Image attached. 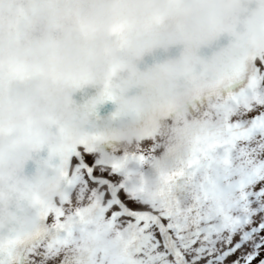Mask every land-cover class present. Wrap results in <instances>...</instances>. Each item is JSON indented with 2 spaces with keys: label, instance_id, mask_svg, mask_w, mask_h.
I'll use <instances>...</instances> for the list:
<instances>
[{
  "label": "clouds",
  "instance_id": "9594fccd",
  "mask_svg": "<svg viewBox=\"0 0 264 264\" xmlns=\"http://www.w3.org/2000/svg\"><path fill=\"white\" fill-rule=\"evenodd\" d=\"M262 56L264 0H0V246L45 233L85 143L111 163L155 142L145 167L117 161L154 197L197 142L221 134L209 101ZM124 245L97 211L72 253L121 264Z\"/></svg>",
  "mask_w": 264,
  "mask_h": 264
},
{
  "label": "snow or ice",
  "instance_id": "6c2138e0",
  "mask_svg": "<svg viewBox=\"0 0 264 264\" xmlns=\"http://www.w3.org/2000/svg\"><path fill=\"white\" fill-rule=\"evenodd\" d=\"M208 107L221 134L197 142L152 198L128 186L117 162H144L142 152L114 153L111 163L95 145L71 152L67 199L44 213L43 235L0 246V264H75L74 235L97 211L125 240L121 264H264V56Z\"/></svg>",
  "mask_w": 264,
  "mask_h": 264
},
{
  "label": "rangeland",
  "instance_id": "374dc122",
  "mask_svg": "<svg viewBox=\"0 0 264 264\" xmlns=\"http://www.w3.org/2000/svg\"><path fill=\"white\" fill-rule=\"evenodd\" d=\"M153 141H147L146 143H145V145L141 148V149H139V151L140 152H142L143 154H144V151H145V149L147 148V146H152L150 143H152ZM151 149H152V152H155V150H154V147H150ZM145 155V157H146V159H145V161L144 162H140L141 163V166L142 167H145L146 166V161H148V160H150L151 159V155H146V154H144ZM134 160V159H133Z\"/></svg>",
  "mask_w": 264,
  "mask_h": 264
}]
</instances>
